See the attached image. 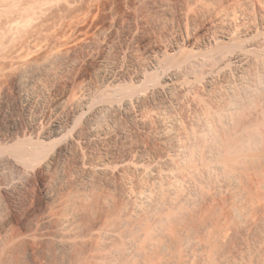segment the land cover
<instances>
[{
  "label": "bare ground",
  "instance_id": "1",
  "mask_svg": "<svg viewBox=\"0 0 264 264\" xmlns=\"http://www.w3.org/2000/svg\"><path fill=\"white\" fill-rule=\"evenodd\" d=\"M4 1L0 264H264V0Z\"/></svg>",
  "mask_w": 264,
  "mask_h": 264
},
{
  "label": "rangeland",
  "instance_id": "2",
  "mask_svg": "<svg viewBox=\"0 0 264 264\" xmlns=\"http://www.w3.org/2000/svg\"><path fill=\"white\" fill-rule=\"evenodd\" d=\"M61 0H55V3L60 2ZM78 2L82 3L83 0H77ZM84 0L82 4H89L93 6L91 7L90 12L89 9L87 10V6L84 8V12L81 13V17L84 18L81 20L80 27L86 29L89 33L87 35L82 34L80 39H82L78 44L77 54L79 65L77 70L80 74L89 73L92 71L94 64L92 61L87 59V45L96 46L99 45L105 38L106 34L114 33L117 26H120L122 29L123 27L130 25L129 11L130 7L125 0ZM91 1V2H90ZM9 1H4L0 3V12L6 8ZM26 0L24 3L16 4L14 9H17L18 13L16 16V22L21 21L23 19H27L29 13L25 8ZM87 14H86V13ZM86 14V15H85ZM84 15V16H83ZM128 20V21H127ZM70 19L62 20V22H69ZM124 21V25L123 24ZM60 21H58L59 23ZM126 22V23H125ZM128 24V25H127ZM10 24L8 23L7 26L5 23H0V44L9 42L12 37L14 36V30L12 31L8 28ZM127 29V28H126ZM145 32V31H144ZM121 34V33H120ZM118 36L117 33H115ZM146 35V34H145ZM142 41V40H141ZM86 57V58H85ZM91 62V63H89ZM86 64V65H85ZM84 69V71H83ZM89 71V72H88ZM83 72V73H81ZM35 217V216H34ZM30 218L32 221L37 220L38 217ZM2 218V217H1ZM34 219V220H33ZM32 221H28L31 223Z\"/></svg>",
  "mask_w": 264,
  "mask_h": 264
}]
</instances>
